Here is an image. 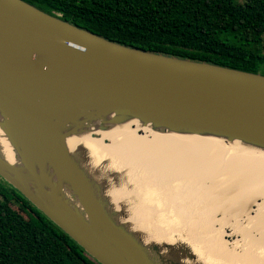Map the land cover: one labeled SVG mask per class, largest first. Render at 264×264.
I'll use <instances>...</instances> for the list:
<instances>
[{"label":"water","instance_id":"1","mask_svg":"<svg viewBox=\"0 0 264 264\" xmlns=\"http://www.w3.org/2000/svg\"><path fill=\"white\" fill-rule=\"evenodd\" d=\"M131 119L264 149V75L124 46L0 0V131L16 159L0 154V179L98 264H192L187 246L168 255L143 244L67 148L70 137Z\"/></svg>","mask_w":264,"mask_h":264},{"label":"bare ground","instance_id":"2","mask_svg":"<svg viewBox=\"0 0 264 264\" xmlns=\"http://www.w3.org/2000/svg\"><path fill=\"white\" fill-rule=\"evenodd\" d=\"M66 145L108 186L110 202L127 212L143 244H161L168 255L186 254L189 246L192 264H264L263 228L247 213L237 188L241 183L264 193V149L156 132L133 119L70 137ZM0 154L16 161L1 131Z\"/></svg>","mask_w":264,"mask_h":264},{"label":"trees","instance_id":"3","mask_svg":"<svg viewBox=\"0 0 264 264\" xmlns=\"http://www.w3.org/2000/svg\"><path fill=\"white\" fill-rule=\"evenodd\" d=\"M24 1L124 46L264 75V0ZM0 264L98 263L0 179Z\"/></svg>","mask_w":264,"mask_h":264},{"label":"rangeland","instance_id":"4","mask_svg":"<svg viewBox=\"0 0 264 264\" xmlns=\"http://www.w3.org/2000/svg\"><path fill=\"white\" fill-rule=\"evenodd\" d=\"M221 37H223V36H221ZM232 38L229 36L228 37V40H231ZM233 41V40H232ZM231 179H234V177H231ZM5 188H6V190H7V192H8V195L10 194V189L4 184L3 185ZM237 188L238 189H240L242 192H241V199H242V201L244 202V204H245V208L247 209V213L249 214V212H250V216H251V218L255 221V222H257L258 223V225L261 227V228H263V232H264V219H262V218H259V215L262 213V214H264V193H263V191L261 192H257V190L258 189H262V188H244L243 189V185L240 183V184H237ZM239 190V191H240ZM252 190V191H251ZM246 202V203H245ZM254 215V216H253ZM260 219H262V220H260ZM181 242V244L182 245H188L187 243H186V241H180ZM188 248H190L189 246H188ZM239 250L240 249H243L244 251H246L247 252V250H245V248H244V246H240V248H238ZM235 250V253H237V251H238V253H239V250ZM237 259V257L236 258H234V260L233 261H237L236 260ZM259 260H256V261H253V262H258ZM190 263H191V261H190ZM194 264V263H193ZM198 264V263H197Z\"/></svg>","mask_w":264,"mask_h":264}]
</instances>
